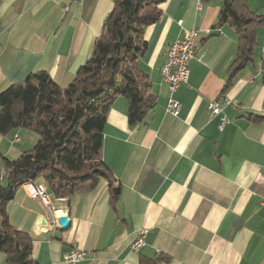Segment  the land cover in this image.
I'll use <instances>...</instances> for the list:
<instances>
[{
    "label": "crops",
    "instance_id": "crops-1",
    "mask_svg": "<svg viewBox=\"0 0 264 264\" xmlns=\"http://www.w3.org/2000/svg\"><path fill=\"white\" fill-rule=\"evenodd\" d=\"M114 1L82 0L65 10L66 0H0V92L38 71L67 86ZM247 1L262 22L252 59L231 75L238 35L227 23L214 27L222 0L159 5L139 59L155 105L144 122L129 125L127 100L113 101L101 145L110 176L52 199L68 214L67 229L52 225V211L21 186L6 203L10 224L32 239L35 264H67L63 255L74 246L86 252L83 264H264V0ZM190 29L198 42L188 81L170 93L161 76L165 53ZM219 97L229 103L219 101L221 113L212 115L208 104ZM170 98L179 103L176 115L167 111ZM38 138L24 127L0 134V159L17 158ZM110 180L119 187L115 201ZM140 229L144 244L132 250Z\"/></svg>",
    "mask_w": 264,
    "mask_h": 264
},
{
    "label": "trees",
    "instance_id": "trees-1",
    "mask_svg": "<svg viewBox=\"0 0 264 264\" xmlns=\"http://www.w3.org/2000/svg\"><path fill=\"white\" fill-rule=\"evenodd\" d=\"M165 0H115L94 41L91 56L78 68L73 80L59 86L44 71L0 92V134L17 127L33 130L38 140L15 159L2 156L7 177L0 180V251L4 264H35L32 239L14 228L6 203L26 180L42 181L54 199L93 188L110 171L101 158L103 127L113 101L128 102V123L144 122L155 105L148 75L139 59L146 49L144 28L161 16ZM261 16L251 11L247 0H222L214 27L229 24L238 35L236 57L230 75L252 59L255 27ZM264 81V62L261 67ZM112 190L115 201L119 187Z\"/></svg>",
    "mask_w": 264,
    "mask_h": 264
},
{
    "label": "built area",
    "instance_id": "built-area-1",
    "mask_svg": "<svg viewBox=\"0 0 264 264\" xmlns=\"http://www.w3.org/2000/svg\"><path fill=\"white\" fill-rule=\"evenodd\" d=\"M66 2L65 10L71 4H80L82 0H66ZM197 40V31L192 29L184 30L182 36L177 37L167 48L161 67V76L171 92H174L180 85L187 83L190 72V60L193 57ZM219 101L225 104L229 103L226 97H220L219 100L210 102L208 108L212 115H219L221 113ZM167 111L176 115L179 111V103L170 98L167 103ZM226 122V118L222 116L219 120V127L222 128ZM14 139H18L17 135H14ZM2 176H5L3 170L0 173V177ZM23 188L31 197L40 199L46 206L50 205V199L43 184L28 181L23 185ZM59 217L60 213H53L50 219L52 225H59ZM146 234V229H140L130 242V248L132 250L139 249L144 244ZM85 256L86 252L83 249L74 246L64 253L63 259L67 264H83Z\"/></svg>",
    "mask_w": 264,
    "mask_h": 264
},
{
    "label": "rangeland",
    "instance_id": "rangeland-1",
    "mask_svg": "<svg viewBox=\"0 0 264 264\" xmlns=\"http://www.w3.org/2000/svg\"><path fill=\"white\" fill-rule=\"evenodd\" d=\"M196 31V30H195ZM197 42H198V40H197ZM196 45H197V43H196ZM168 48V47H167ZM196 48V47H195ZM194 52H195V49H194ZM193 56H194V54H193ZM193 58V57H192ZM191 58V59H192ZM165 82V81H164ZM166 83V82H165ZM167 84V83H166ZM168 87V86H167ZM169 90V89H168ZM177 90V89H176ZM175 90V91H176ZM169 92L170 93H173V92H171L170 90H169ZM220 98V97H219ZM214 101H217V100H214ZM210 102H212V101H210ZM209 102V103H210ZM4 171L5 172V176H2V177H0V180H3V179H5L6 177H7V172L5 171V169L3 168V166H1V170H0V173H1V171ZM28 181H32V182H36V183H41V184H43L44 185V187H45V190H46V193H47V195L49 196V199H50V205L49 206H47L48 208H49V210H51L52 211V215H53V213L55 212L56 213V209H59V208H54V206H53V197H52V195L47 191V189H46V186H45V184L42 182V181H39V180H26V181H24L20 186L23 188V185L26 183V182H28ZM23 190L27 193V191L23 188ZM28 194V193H27ZM29 195V194H28ZM37 199V198H36ZM39 201H40V199H38ZM40 203H42L41 201H40ZM43 204V203H42ZM44 205V204H43ZM46 206V205H45ZM65 215V214H64ZM47 218V217H46ZM45 221V220H44ZM46 222V221H45ZM77 247V246H76ZM79 248V247H78ZM81 249V248H80Z\"/></svg>",
    "mask_w": 264,
    "mask_h": 264
},
{
    "label": "water",
    "instance_id": "water-1",
    "mask_svg": "<svg viewBox=\"0 0 264 264\" xmlns=\"http://www.w3.org/2000/svg\"><path fill=\"white\" fill-rule=\"evenodd\" d=\"M58 224L61 229H67L70 225L68 214L60 216L58 218Z\"/></svg>",
    "mask_w": 264,
    "mask_h": 264
},
{
    "label": "bare ground",
    "instance_id": "bare-ground-1",
    "mask_svg": "<svg viewBox=\"0 0 264 264\" xmlns=\"http://www.w3.org/2000/svg\"><path fill=\"white\" fill-rule=\"evenodd\" d=\"M56 210H57L56 213H57V214L60 213V216L65 214V213H61L62 211H60V209H56Z\"/></svg>",
    "mask_w": 264,
    "mask_h": 264
}]
</instances>
